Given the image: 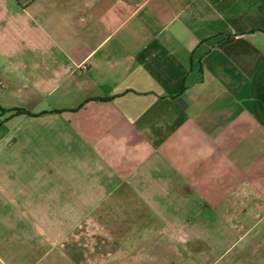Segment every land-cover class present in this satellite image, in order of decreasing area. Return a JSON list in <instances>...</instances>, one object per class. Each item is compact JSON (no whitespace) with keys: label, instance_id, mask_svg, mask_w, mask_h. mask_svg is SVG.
<instances>
[{"label":"crops","instance_id":"obj_1","mask_svg":"<svg viewBox=\"0 0 264 264\" xmlns=\"http://www.w3.org/2000/svg\"><path fill=\"white\" fill-rule=\"evenodd\" d=\"M0 82V264H264V0H0Z\"/></svg>","mask_w":264,"mask_h":264},{"label":"trees","instance_id":"obj_2","mask_svg":"<svg viewBox=\"0 0 264 264\" xmlns=\"http://www.w3.org/2000/svg\"><path fill=\"white\" fill-rule=\"evenodd\" d=\"M15 110H5V109H3L2 107H0V118L2 117V116H4L5 114H7V113H11V112H14ZM18 111V110H17ZM22 111V110H21ZM19 112V111H18Z\"/></svg>","mask_w":264,"mask_h":264},{"label":"built area","instance_id":"obj_3","mask_svg":"<svg viewBox=\"0 0 264 264\" xmlns=\"http://www.w3.org/2000/svg\"><path fill=\"white\" fill-rule=\"evenodd\" d=\"M5 86H6L5 82H0V87H5Z\"/></svg>","mask_w":264,"mask_h":264}]
</instances>
